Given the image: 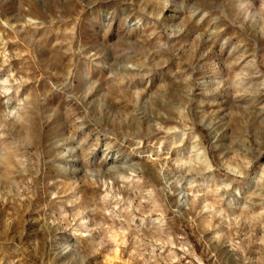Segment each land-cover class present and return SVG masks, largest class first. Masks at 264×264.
Wrapping results in <instances>:
<instances>
[{"label": "rangeland", "instance_id": "rangeland-1", "mask_svg": "<svg viewBox=\"0 0 264 264\" xmlns=\"http://www.w3.org/2000/svg\"><path fill=\"white\" fill-rule=\"evenodd\" d=\"M0 264H264V0H0Z\"/></svg>", "mask_w": 264, "mask_h": 264}]
</instances>
